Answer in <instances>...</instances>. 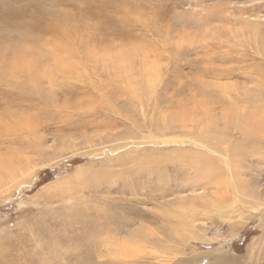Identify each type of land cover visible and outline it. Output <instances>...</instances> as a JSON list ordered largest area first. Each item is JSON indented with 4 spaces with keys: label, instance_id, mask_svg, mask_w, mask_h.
I'll use <instances>...</instances> for the list:
<instances>
[{
    "label": "rangeland",
    "instance_id": "rangeland-1",
    "mask_svg": "<svg viewBox=\"0 0 264 264\" xmlns=\"http://www.w3.org/2000/svg\"><path fill=\"white\" fill-rule=\"evenodd\" d=\"M262 126L264 0H0V264H264Z\"/></svg>",
    "mask_w": 264,
    "mask_h": 264
},
{
    "label": "bare ground",
    "instance_id": "bare-ground-1",
    "mask_svg": "<svg viewBox=\"0 0 264 264\" xmlns=\"http://www.w3.org/2000/svg\"><path fill=\"white\" fill-rule=\"evenodd\" d=\"M147 59V58H146ZM124 76V75H123ZM119 80V79H118ZM114 88V87H113ZM123 91V90H122ZM112 98H115V95L114 96H112ZM73 106V105H72ZM96 107V106H95ZM80 109V108H79ZM99 114V113H98ZM103 114V113H102ZM74 117V116H73ZM257 118V117H256ZM101 119V118H100ZM262 119V118H261ZM33 119H30L29 118V120L28 121H26L27 122V124H25L24 125V129H23V133H26V134H31V135H33V139L36 137V133H38L39 132V130H38V125H36V123L34 124L33 123V121H32ZM211 120V119H210ZM254 121V120H253ZM250 122H251V125H252V121L250 120ZM33 123V124H32ZM37 123H38V121H37ZM107 123V122H106ZM106 123L105 122H103V121H100V122H92V121H90L89 123H87V125L86 124H83V123H80V122H76L75 121V123H73V122H69L68 123V128H75V129H78V128H86L87 129V127L89 126H96V127H98V128H100V127H103L104 125H106ZM260 123V122H259ZM8 125V124H7ZM36 125V126H35ZM246 125H248V124H246ZM250 125V124H249ZM66 127V126H65ZM108 127V126H107ZM236 127V126H235ZM249 127V126H248ZM261 128H264V126H262ZM40 129V128H39ZM230 129V128H229ZM241 129V128H240ZM260 128H258V130H259ZM7 130V129H6ZM236 130H237V128H236ZM254 130H256L255 128H254ZM262 130V129H261ZM230 131V130H229ZM235 133V132H234ZM244 133H246L245 131H244ZM252 133H254V132H252V130H248V134H249V136H251V134ZM263 133H264V131H263ZM15 135H16V133H15ZM245 135V134H244ZM246 135H247V133H246ZM264 135V134H263ZM256 136V135H255ZM210 137H212V136H210ZM214 137V136H213ZM247 139V138H246ZM35 140V139H34ZM251 140V139H250ZM252 140H254V139H252ZM89 141V140H88ZM216 141H218V140H216ZM34 142H37L36 140L34 141ZM225 142V141H224ZM38 143V142H37ZM39 144V143H38ZM42 144V143H41ZM229 144V143H228ZM230 146V145H229ZM27 147H29L30 149H34V151H35V153L38 151V146H37V144H33V145H28ZM43 147V146H42ZM41 148V147H40ZM230 148H232V146L230 147ZM230 148H228L229 150H230ZM234 148V147H233ZM232 148V149H233ZM36 149V150H35ZM231 149V150H232ZM246 149V148H245ZM188 150V149H187ZM236 150V149H235ZM249 151V150H248ZM39 153H41V152H39ZM250 155V154H249ZM20 156V157H19ZM19 156H17L16 157V159H15V161H14V165H16V167H18V168H21L20 167V165L21 164H23L24 166H25V164H26V166L29 164V160H30V158H26L25 157V154H21V155H19ZM205 163V162H204ZM233 164V163H232ZM13 165V166H14ZM17 169V168H16ZM18 170H20V169H18ZM211 170V169H210ZM114 180V179H113ZM127 255V254H126ZM225 256V255H224ZM221 258H222V256H221ZM222 260H224V259H222ZM221 260V262H223ZM186 264V263H185Z\"/></svg>",
    "mask_w": 264,
    "mask_h": 264
}]
</instances>
